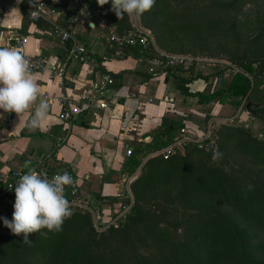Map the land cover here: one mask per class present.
Listing matches in <instances>:
<instances>
[{
	"label": "crops",
	"instance_id": "1",
	"mask_svg": "<svg viewBox=\"0 0 264 264\" xmlns=\"http://www.w3.org/2000/svg\"><path fill=\"white\" fill-rule=\"evenodd\" d=\"M41 1L53 12L33 20V5L27 0L19 4L17 0H0V47L14 50V35L27 36L24 52L40 54L50 63H64L66 78L62 85L49 73L31 74L40 91L53 97L43 129L27 126L35 104L20 115L0 110V172L8 175L27 171L26 162L36 171L39 163L48 160L55 171L72 176L78 188L77 200L107 221L116 215L122 202L133 200L130 193L133 178L123 172L124 162L134 147L153 139L165 114H176L182 128L202 135L209 126L208 114L227 118L234 115L235 109L211 101L207 103L210 113L206 103L195 102L173 90L168 78L165 81L150 78L144 54L137 55L136 50L118 54L107 40L111 32L118 33V25L107 6L97 8L96 0H80L79 5L66 0L64 10L60 11L48 0ZM139 20L134 17L130 22L135 26ZM55 25L75 32L77 39L86 43L89 59L85 63L69 57L70 43L56 38ZM105 76L113 79L101 95L109 101V108L98 112L83 110L69 120L60 119L61 96L74 103ZM200 81L195 79L191 87L196 84L199 87L196 90L203 91L206 81L202 85ZM14 201L15 194L11 191L0 195V208L10 209Z\"/></svg>",
	"mask_w": 264,
	"mask_h": 264
},
{
	"label": "trees",
	"instance_id": "2",
	"mask_svg": "<svg viewBox=\"0 0 264 264\" xmlns=\"http://www.w3.org/2000/svg\"><path fill=\"white\" fill-rule=\"evenodd\" d=\"M65 1L48 0L53 8L60 11L64 10ZM158 1L155 0L153 7L143 14L145 24L147 21L146 25L152 29L153 22L150 20L153 12L157 10ZM176 1L182 5L186 3L185 0ZM94 4L97 8L98 5L101 6L98 0ZM104 5L115 18L113 20L118 25L117 32H128L130 26L123 27L128 16L118 18L111 10L110 3ZM165 7L171 9L166 18L174 26L196 25L200 21L207 23L217 19L203 13L204 7L196 9L190 5L183 7V10L173 9L168 4ZM233 7L234 3L221 5L223 10ZM155 33L158 42L164 44L163 26L155 30ZM130 51L131 49L126 50L128 53ZM138 53L136 50L137 55ZM230 59L248 73L254 72L253 64L256 61H262L261 58L256 59L247 54L240 57L230 56ZM183 70V66H179L150 74L149 77L159 78L160 81L168 78L167 83H172L173 90L186 97H197L201 104L214 100L223 91L245 97L252 89V80L244 73L237 72L230 81L223 83V91L210 94L204 91L193 92L190 87L198 75L196 78H188L179 74ZM255 99L254 103L250 101L252 105L248 108L252 109L254 106L255 110L252 111L263 112L264 115V97ZM234 104L239 105L240 102ZM162 120V125L150 142L133 148L123 164V172L126 175L134 174L144 159L149 157L143 168L147 166V169L153 168L155 171L172 169L177 177L190 183L189 187L172 197L137 196L123 221L100 231L96 229L88 211L71 208L72 214L64 220L59 232H48L46 236L30 233V243L24 242L23 233L13 235V244L17 251L25 253V247L29 250L38 244L48 254L49 264L59 255L70 259L72 264H264V141L253 137L244 128H228V133H232L230 136L236 142V150L233 149L235 154L239 153L245 158L249 152H256L261 160L260 165H263L258 170L246 168L242 159L237 162L233 153L225 149L227 145L223 143L230 138L228 134L227 138H222V142L218 140L217 147H210L208 141H205L201 148L191 145L186 152H175L168 158L161 154L151 156L172 144L183 127V123L174 113L165 114ZM217 152L221 155L214 160L213 154ZM36 167V171L45 176L57 172L48 160ZM25 172L23 170L21 174ZM197 186L210 189L219 195L222 200L235 206L240 215L226 214L213 206H192L189 196H193ZM11 192L15 194L14 189ZM10 239V236L0 234V252L5 255H13L11 245L9 249L5 248V243Z\"/></svg>",
	"mask_w": 264,
	"mask_h": 264
},
{
	"label": "rangeland",
	"instance_id": "3",
	"mask_svg": "<svg viewBox=\"0 0 264 264\" xmlns=\"http://www.w3.org/2000/svg\"><path fill=\"white\" fill-rule=\"evenodd\" d=\"M185 4H179L176 0H159L157 2V10L153 12L150 22H153V29L148 27L143 20V15L139 16V25L131 24L130 20L134 21V17H129L126 20V24L123 27L129 25L128 31H143L150 33V50L147 56L156 57L158 55H175V56H187L191 58L187 65H183L184 72H180L185 77H193L201 79L199 83L206 81L204 87L205 93H216L223 91L224 82L230 81L233 75L237 72L244 73L252 80V89L245 97L232 95L229 91H223L214 100L217 104H229L234 109V115L227 118H215L208 114V128L206 133L208 134L206 140L200 142V144H190L188 146L196 145L203 147L204 142L208 141L210 147H217L218 140L227 138L229 127L244 128L253 137L264 141V115L263 112H254V106L249 109L250 101L256 102L255 98L264 97V0H185ZM234 3L235 7L228 10H223L221 5ZM170 5L173 9L177 8L183 10V7L193 5L196 9H202L204 7L205 14L210 15L213 18H217L214 21L207 22L200 21L199 24H189L183 26V24H177L174 26L172 22L166 18L171 9L165 6ZM203 11V10H202ZM167 25L165 28L164 26ZM165 29L164 44H160L156 37L155 30L159 27ZM182 26V27H181ZM149 30V31H144ZM153 40V42H152ZM247 54L249 57L261 58L262 61H256L253 64L255 69L253 73L244 71L242 67L236 62L231 61L230 56H242ZM146 60V58H145ZM146 65V63H145ZM262 71V72H261ZM204 84V83H203ZM192 85V84H191ZM202 85V84H201ZM193 92L199 89L196 84L193 87ZM192 91V90H191ZM191 98V97H189ZM193 101L197 102V97H192ZM211 102V101H210ZM208 102V103H210ZM240 102L239 105L234 104ZM264 102V101H263ZM261 103V102H259ZM259 105V104H258ZM257 106V105H255ZM207 110L211 113V108L206 106ZM255 110V109H254ZM243 117L245 119H243ZM231 129V128H230ZM228 152L233 153V158L239 162L242 159L243 165L246 168H253L255 170L261 169L263 165H260L261 160L257 157L256 152L245 155V158L234 152L236 150V142L234 138L230 136L226 143ZM181 150L179 153H184L188 149ZM234 149V150H233ZM205 154V152H204ZM239 154V156H238ZM238 156V157H237ZM242 156V157H241ZM149 157H146L143 164L132 174V182L130 185V193L133 200H126L122 202L116 215L110 220H104L98 218L96 214L87 208L86 205L81 210L88 211L91 214L93 224L97 230H103L110 225L118 224L123 221L127 215L126 212L120 215L122 211L121 207L125 206L128 209L132 208L134 200L137 196H145L149 198L160 197H172L177 196L183 189L190 186V183L186 179H181L174 174L172 169H165L155 171L153 168L147 169L144 163ZM199 158V157H198ZM206 158V157H205ZM204 158V159H205ZM169 170V171H168ZM145 175V176H143ZM142 177V178H141ZM141 179V180H140ZM136 180V181H135ZM135 181V186L133 182ZM133 184V186H132ZM198 189L194 192L193 196H189V201L192 202V206H213L226 214L240 215L237 208L232 204L222 200L221 197L213 193L210 189L197 186ZM243 219V218H241ZM0 234L4 236H10L11 239L8 243H5V248L9 249L11 246V254L0 252V264H49L48 254L39 248L38 244L27 249L25 253L17 251L16 245L13 244V233L2 226ZM6 241V240H5ZM11 245V246H10ZM52 264H72L70 259L57 256Z\"/></svg>",
	"mask_w": 264,
	"mask_h": 264
},
{
	"label": "clouds",
	"instance_id": "4",
	"mask_svg": "<svg viewBox=\"0 0 264 264\" xmlns=\"http://www.w3.org/2000/svg\"><path fill=\"white\" fill-rule=\"evenodd\" d=\"M23 0H17V4ZM29 5L39 11L41 0H27ZM102 6L111 5L118 18L124 15L139 17L149 11L155 0H98ZM41 95L37 81L30 74V66L24 56L17 51L0 47V110L4 113L15 112L20 115L35 104L27 126L30 129H43L50 106ZM221 154L214 153L213 159ZM28 170L14 183L15 201L12 219L0 217L11 233L24 234V242H29L28 234L59 232L64 220L71 216L69 201L65 198V186L73 184V178L67 172L55 174L51 179L25 163ZM12 187V186H11ZM251 188V185H249ZM42 229L46 231H41Z\"/></svg>",
	"mask_w": 264,
	"mask_h": 264
},
{
	"label": "built area",
	"instance_id": "5",
	"mask_svg": "<svg viewBox=\"0 0 264 264\" xmlns=\"http://www.w3.org/2000/svg\"><path fill=\"white\" fill-rule=\"evenodd\" d=\"M43 4L40 5L39 11L33 12L36 10V6H33L31 12V19L38 20L42 18L45 14L53 12L49 9L48 5L41 1ZM75 5L80 4V0H71ZM54 33L56 38L59 39L62 43H70L69 48V57L75 58L81 63H85L89 59V55L86 49V43L81 42L80 39H77L75 32L65 29L60 25H55ZM150 33L143 31H130L124 34H118L111 32L107 36V40L110 45L116 49L118 54H121L124 50H137L141 54L145 55L146 70L149 74H157L164 72L166 69H173L179 66L187 65L188 61L191 58L187 56H175V55H158L153 58L147 56L151 46H150ZM14 50L22 54L27 60L30 66V74H44L49 73L52 79H56L60 84L63 85V82L66 78V66L64 63H50L44 56L40 54L29 55L24 52L25 44L28 41V37L24 35H14ZM113 79L110 76L102 77L101 80L96 81L93 85L81 95L78 101L70 102L68 98L63 95L61 96L60 103L62 105V111L59 114L60 119L69 120L70 118L78 115L81 111L88 112H98L100 110L109 108V101L104 99L101 95L103 90L107 85H111ZM39 99H44L50 106L49 111L52 109L53 97L52 95L45 91L41 92ZM36 102V103H37ZM208 134L196 135L190 133L186 128H181L178 137L176 140L168 145L167 147L158 150L153 153L154 155H163L165 158H168L171 154L175 152H180L190 144H200L203 140H206ZM37 173H41L36 171ZM55 174H63L62 172H55L50 176H46L51 179ZM22 174L20 172H12L8 175L0 172V195L7 194L15 188V182L20 178ZM12 186V187H11ZM69 194V196H67ZM65 198L69 201L70 208L82 209L84 205L82 202L77 200L78 188L75 181L71 185L65 186ZM130 208L127 211V207H121L122 211L129 213ZM14 208L4 210L0 208V217L12 219ZM3 220L0 219V230H2Z\"/></svg>",
	"mask_w": 264,
	"mask_h": 264
}]
</instances>
